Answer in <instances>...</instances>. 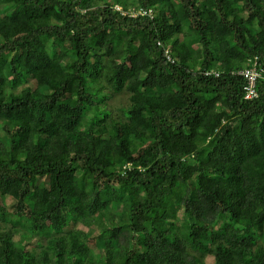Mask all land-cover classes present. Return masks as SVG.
I'll return each instance as SVG.
<instances>
[{
  "label": "trees",
  "instance_id": "1",
  "mask_svg": "<svg viewBox=\"0 0 264 264\" xmlns=\"http://www.w3.org/2000/svg\"><path fill=\"white\" fill-rule=\"evenodd\" d=\"M0 264H264V0H0Z\"/></svg>",
  "mask_w": 264,
  "mask_h": 264
},
{
  "label": "built area",
  "instance_id": "2",
  "mask_svg": "<svg viewBox=\"0 0 264 264\" xmlns=\"http://www.w3.org/2000/svg\"><path fill=\"white\" fill-rule=\"evenodd\" d=\"M114 9L119 11L121 14H128L130 16H136V15H148L152 17L153 13L150 8L144 9L139 8L137 10H129L124 11L122 10L121 6L118 4L114 5ZM159 44V42H157ZM167 59L173 61L170 56H167ZM213 73L214 75H218V73L214 70L206 72V74ZM237 74L241 75L244 80L245 84L242 87L243 92V98L245 99H252L258 95L256 90V80L261 77L262 68L260 66V63L258 62L256 57L249 58L247 66L239 69L236 71Z\"/></svg>",
  "mask_w": 264,
  "mask_h": 264
},
{
  "label": "clouds",
  "instance_id": "3",
  "mask_svg": "<svg viewBox=\"0 0 264 264\" xmlns=\"http://www.w3.org/2000/svg\"><path fill=\"white\" fill-rule=\"evenodd\" d=\"M115 5V4H114ZM119 5V4H118ZM153 13V12H152ZM153 16V15H152ZM150 17V16H149Z\"/></svg>",
  "mask_w": 264,
  "mask_h": 264
},
{
  "label": "rangeland",
  "instance_id": "4",
  "mask_svg": "<svg viewBox=\"0 0 264 264\" xmlns=\"http://www.w3.org/2000/svg\"><path fill=\"white\" fill-rule=\"evenodd\" d=\"M169 13H171V12H169Z\"/></svg>",
  "mask_w": 264,
  "mask_h": 264
}]
</instances>
